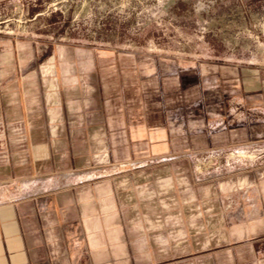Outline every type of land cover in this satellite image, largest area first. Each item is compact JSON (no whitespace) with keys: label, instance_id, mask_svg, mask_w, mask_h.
<instances>
[{"label":"crops","instance_id":"crops-1","mask_svg":"<svg viewBox=\"0 0 264 264\" xmlns=\"http://www.w3.org/2000/svg\"><path fill=\"white\" fill-rule=\"evenodd\" d=\"M75 54L88 86L62 89L64 125L52 139L40 80L30 114L23 77L5 79L17 61L20 70L21 53L0 50V264H264V222L223 246L162 250L148 229L129 225L116 180L76 173L91 166L98 136L124 167L251 142L259 130L231 104H261L264 115V79L219 63L87 46ZM34 179L48 188L25 196L9 188Z\"/></svg>","mask_w":264,"mask_h":264},{"label":"rangeland","instance_id":"rangeland-1","mask_svg":"<svg viewBox=\"0 0 264 264\" xmlns=\"http://www.w3.org/2000/svg\"><path fill=\"white\" fill-rule=\"evenodd\" d=\"M0 39V50L21 53L20 70L17 61L5 79L23 77L30 114L39 98L32 83L40 80L52 139L64 125L62 89L88 86L76 69L75 49L83 46L232 65L249 80L264 79V0H9L0 3ZM243 103L237 98L231 111L259 130L251 142L124 167L98 136L91 166L76 173L116 180L129 225L148 229L159 249L244 239L264 222V115L261 104ZM48 186L34 179L9 188L25 196Z\"/></svg>","mask_w":264,"mask_h":264}]
</instances>
